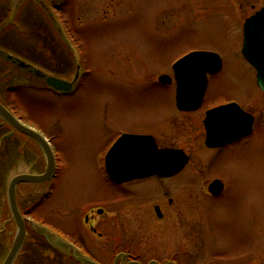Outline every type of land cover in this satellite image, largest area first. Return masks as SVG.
<instances>
[{
    "label": "rangeland",
    "instance_id": "374dc122",
    "mask_svg": "<svg viewBox=\"0 0 264 264\" xmlns=\"http://www.w3.org/2000/svg\"><path fill=\"white\" fill-rule=\"evenodd\" d=\"M44 1L63 37L33 0L25 1L14 16L10 4L0 5V98L21 121L42 132L57 160L55 176L38 192L28 184L20 186L21 207L59 234L74 257L79 252L86 264H138L99 252L109 250L106 247L113 240L96 242L88 237L84 245L74 237L82 227L83 212L94 205L109 210L115 219L114 234L116 229L119 234L125 231L134 241L131 245L140 243L143 264L152 259L147 264H264L261 121L245 142L215 155L209 172L226 184L219 197L205 195V152L204 160L197 155L203 148V132L199 127L191 130L189 124L179 130L180 118V133L156 131L165 142L192 153V161L176 178H150L126 186L111 182L103 169L116 129H147L153 121H162L164 113L177 110L175 86L161 85L157 78L162 73L171 75L172 64L186 52L210 50L223 59L199 110L229 101L244 110H264L255 69L241 52L243 21L264 0ZM37 70L43 77L54 74L72 80L77 76V80L69 92H56ZM8 130L0 129V138ZM43 167L41 152L27 137L15 133L0 143V262L11 243L1 218L8 181L17 171ZM128 187H138L141 196L168 187L183 197L177 195L176 206L164 221L149 220L139 226L138 213L150 202L128 201ZM190 193L191 213H185L181 207ZM3 217H9L7 209ZM53 244L28 231L17 264H62L63 254ZM177 248L188 249L192 257H176ZM65 262L76 264L69 253Z\"/></svg>",
    "mask_w": 264,
    "mask_h": 264
},
{
    "label": "water",
    "instance_id": "95a60500",
    "mask_svg": "<svg viewBox=\"0 0 264 264\" xmlns=\"http://www.w3.org/2000/svg\"><path fill=\"white\" fill-rule=\"evenodd\" d=\"M13 4L15 13L20 4L25 0H9ZM47 13L55 27L60 31L59 25L52 15L50 7L44 0H34ZM242 53L256 70V82L264 93V6L245 19L243 24ZM221 57L211 51H193L177 60L173 69L177 81L176 105L180 110H194L202 102L207 84L206 72L213 73L221 68ZM163 83H169L168 76L159 77ZM47 84L55 90L68 91L72 83L55 76L46 77ZM210 114L223 110H238L237 115L242 117V127L237 130L230 122L217 125L208 131L207 141L218 145L237 136H243L251 131L252 118H248L237 103L231 102L209 109ZM0 117L15 129L33 138L41 147L46 157V169L43 173H20L11 178L8 184L7 199L10 212L16 224L15 235L2 264H12L23 244L26 224L21 214L16 198L17 185L22 182L40 183L52 177L55 169L54 154L46 138L37 130L22 123L0 101ZM237 117V116H236ZM3 123H0V127ZM224 126V127H223ZM8 134L7 136H9ZM128 135L121 136L109 149L105 159L106 171L110 179L122 183L134 178L145 177L152 174L169 176L183 168L187 157L182 151L173 149H158L154 144L143 143L144 139L134 142ZM128 144L130 148L128 150ZM222 188V183L215 180L209 186L212 193L217 194Z\"/></svg>",
    "mask_w": 264,
    "mask_h": 264
},
{
    "label": "flooded vegetation",
    "instance_id": "af4514ba",
    "mask_svg": "<svg viewBox=\"0 0 264 264\" xmlns=\"http://www.w3.org/2000/svg\"><path fill=\"white\" fill-rule=\"evenodd\" d=\"M5 3L11 4L9 1L0 0V5H3ZM171 72H172V74L171 75L168 74V75L172 78V80L170 83L165 84V86L166 85H174L175 89H176V81L174 79V72L172 69H171ZM215 74L216 73H214V74L208 73L207 74V87H206L204 100L206 98L210 79ZM158 83L161 84L160 82H158ZM204 100L202 102V106H203ZM209 111L210 110H207V108H204L203 110H199V109H197V110H170L169 112L164 113L166 115L161 119L162 121H157V122L153 121L152 126L147 128V129H141V130L131 129V128L116 129L112 134V141H111V144L108 146V148L121 135H124V136L128 135V136H130V137H128V139H133V141L136 143H137V141L134 139H138V140L144 139L143 140L144 144H147V145L154 144L158 149L180 150V151H182L183 156L184 157L187 156V158H188V161L184 165V167L180 171H178L177 173H174L170 176L160 177L158 175H150L148 177L132 179L131 181H127V182L122 183L120 185L129 186V184L137 183V182H140V181H143L146 179H150V178H156L158 180H167V179L169 180V179L176 178L179 174L184 172L186 167L192 161V158H193L192 153L190 151H187L186 148H184L182 146L174 145L171 142H165L164 140H162V138H160L158 136V134H156V131H158L159 133H162V131H164V130L170 131L172 133L176 132L175 134L180 133V131H178V128H177L178 119L180 118L182 120V122H181L182 125H181V128L179 130L186 129V124H189L190 129L193 131L197 127H199L202 130L203 134H202V140L201 141L203 144L202 145L203 148L201 147L202 149L199 152H197V155L200 157V159H203V158H201V154L205 152V195L207 194L206 196H210V197L221 196L226 189V184L221 178L211 175L209 172V170H210L209 167H211V165L214 163L213 161H216L215 155L219 151L223 150L224 148H226L230 145L241 144V143L245 142L248 139V137H250L253 134L254 129H255V125L257 123H259V121H261V123L264 126V123H263L264 110H243L246 113L245 115L248 118H251V116H252L251 133L246 135V136L234 137V138L229 139L227 141H222L218 145H210L209 143H207L208 131L211 129H214L217 125H220V124L225 125V123H227V122H230L231 126L233 125L235 129L240 130L242 127V117H241V115H237L238 110H223V111H220L219 113H215V114H210ZM239 113H241V110L239 111ZM161 114H163V113H160L159 115H161ZM159 115L156 116V118L160 117ZM1 122H2V119L0 118V123ZM5 127H7L9 130H8V132L4 133L1 136L0 141H1L2 137L4 135L8 134L9 132H13L12 135L15 133H18V132H16L15 129H13L6 122L3 124L1 129L5 128ZM4 140H5V138L2 140V142ZM129 148H130V144H128V150H129ZM41 154H42V160H43L44 167L41 171H35V172H42L45 169V166H46L45 156H44L42 151H41ZM55 162H56V168H55L54 174H56V172H57L56 155H55ZM103 169H104V166H103ZM104 174H105L106 178H108L105 169H104ZM214 180H221V182L223 184L221 191L217 195H214L209 190V185ZM44 184H46V182L43 184L34 185V186L30 185V187L34 188V190L36 192H38L39 189L44 186ZM137 189H138V187H128L127 188L128 191H126L125 193L128 196V201L138 202V203L139 202L144 203L147 201L150 202V205H148L149 207H147L145 209L146 211L145 210L143 211V208H141L142 209L141 212L138 213L139 214L138 215V217H139L138 222H140L139 226L146 225L149 222V220H153L154 222L164 221L167 216L172 214V209L174 206H176L175 204L178 201L177 195L181 196V198L183 197L182 193L181 194L178 192H177L178 194L172 193L171 191L168 190L169 189L168 187H165L162 189V191L159 190L157 193H154V194L144 193L142 196L139 193H137ZM168 193H170L173 197L168 195ZM19 194H20V191L18 192V195ZM184 198H185V205H184V207H181V209H183V211L185 213H188V211H189L188 202L191 199V193H190L189 198L187 196H184ZM123 205L125 206L128 204H123ZM19 206H20L22 214L27 219L26 220V234L28 233V231H32L35 235L42 238L49 245L53 244L52 241H55V245H57V247L54 246V244L51 246H54L55 248H59L60 251L58 250V254H63L62 264L67 263V262L64 263V257L66 256V253H69V257L76 264H86V260L80 255V253L76 252L75 254H77V256L74 257L72 248L70 246H68L64 241L61 240L59 234L53 233L54 231H52L49 227H48L49 230H46L45 233L39 232L37 229H35L33 227V224H34L33 222L37 223V221L30 216V214L27 212V210H25L21 207L20 202H19ZM176 210L180 211V209H178V208H176ZM1 211H2V206H1ZM189 213H191V212L189 211ZM101 216H106V217L101 218ZM82 220H83L82 227L79 226L78 229L74 233L75 234L74 237H76L77 241L83 243L84 245H87L85 239H87L88 237L93 238L94 241H96V242L104 241V242L108 243V242H111L113 240L115 243L111 242L112 245L110 244L109 246L106 247L109 250H103L102 249L99 251L100 253L105 255V257L117 258V256H120L123 258L132 259L131 261L134 263H138V264L140 263L141 264L143 262L141 259H143L145 257V252L140 250V243L131 245V243L134 241L131 240V238H130L131 236L129 234H125V231H123L121 234H119L118 230L116 229V233L118 232V234H116V233L114 234L113 224H114L115 219H111L109 210L107 208H105V206H101V205L90 206L89 209H87L86 211L83 212ZM5 221L10 226H11V224H14L13 223L14 220L12 217L5 219ZM38 224L44 226L43 223H38ZM127 226H129L128 223H127ZM36 228H39V227L36 226ZM10 234H11V230L8 231V235H10ZM114 235L116 236L115 240H114ZM59 243H61L62 245H59ZM120 244H123L121 251H119V249H118ZM93 245L95 246V243H93ZM65 248H67L68 250H65ZM113 251L118 253V255H115L113 253ZM21 253H22V250H21ZM21 253H20V255H21ZM174 255L176 257H184V258L186 257L188 259V258L192 257V252L189 251L188 249L185 250V249H178L177 248L175 250ZM19 256L16 258V260L14 261L13 264H17V260H18ZM150 261H153V259L146 261V264Z\"/></svg>",
    "mask_w": 264,
    "mask_h": 264
},
{
    "label": "trees",
    "instance_id": "16d2710c",
    "mask_svg": "<svg viewBox=\"0 0 264 264\" xmlns=\"http://www.w3.org/2000/svg\"><path fill=\"white\" fill-rule=\"evenodd\" d=\"M6 209H7V208H6ZM6 209H5V210H6ZM5 210H4V211H5ZM7 210H8V209H7ZM4 211H3V213H4ZM5 213H6V212H5Z\"/></svg>",
    "mask_w": 264,
    "mask_h": 264
}]
</instances>
